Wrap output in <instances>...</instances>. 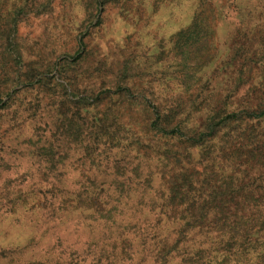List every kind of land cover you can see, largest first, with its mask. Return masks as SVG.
<instances>
[{"label": "trees", "instance_id": "16d2710c", "mask_svg": "<svg viewBox=\"0 0 264 264\" xmlns=\"http://www.w3.org/2000/svg\"><path fill=\"white\" fill-rule=\"evenodd\" d=\"M224 1L241 14L230 50L203 52L213 22L195 14L162 48L156 84L131 56L78 77L82 39L74 54L26 59L19 11L0 25V118L16 102L0 125H19L0 133V166L8 143L23 145L34 205L99 228L104 258L264 264V0Z\"/></svg>", "mask_w": 264, "mask_h": 264}, {"label": "rangeland", "instance_id": "374dc122", "mask_svg": "<svg viewBox=\"0 0 264 264\" xmlns=\"http://www.w3.org/2000/svg\"><path fill=\"white\" fill-rule=\"evenodd\" d=\"M96 2L0 0V25L3 29L15 11H19L16 35L23 45L24 57L40 64L64 53L74 54L82 39L85 56L78 65V77L89 79L90 72L95 75L94 71L131 56L139 68L137 72L146 70L147 77L153 79L151 72L168 70L169 56L163 50L169 47V39L185 28L195 14L213 22L214 33L203 52L221 57L230 50L234 27L241 18V14L233 11V6L226 5L224 0ZM246 4L241 3V6ZM142 66L144 70L140 69ZM135 75L138 78V74ZM153 83L157 81L153 79ZM15 105L16 102L4 110L7 113L1 116L2 121L12 115ZM10 124L0 125V133L6 131L14 136L19 125ZM8 145L10 147L4 152L7 162L0 166V196L9 195V199L23 196L25 204L13 205L7 197L0 205V264H152L148 257L136 254L128 260L104 258L99 228L91 229L85 222H77L74 213H65L57 221V214L52 216L48 210L38 209L34 205L40 195L34 186L39 180L38 165L27 150L15 155L23 145L13 142ZM77 157L75 154L72 159L76 161ZM68 176L77 179L79 170Z\"/></svg>", "mask_w": 264, "mask_h": 264}]
</instances>
